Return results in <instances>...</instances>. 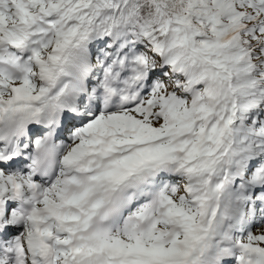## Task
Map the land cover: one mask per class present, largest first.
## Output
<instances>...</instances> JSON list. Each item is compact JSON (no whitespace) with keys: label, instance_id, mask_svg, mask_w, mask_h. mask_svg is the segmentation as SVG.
Segmentation results:
<instances>
[{"label":"snow or ice","instance_id":"1","mask_svg":"<svg viewBox=\"0 0 264 264\" xmlns=\"http://www.w3.org/2000/svg\"><path fill=\"white\" fill-rule=\"evenodd\" d=\"M0 264H264V0H0Z\"/></svg>","mask_w":264,"mask_h":264}]
</instances>
